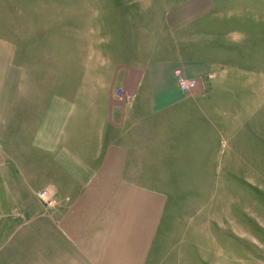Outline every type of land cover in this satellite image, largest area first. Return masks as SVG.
<instances>
[{
  "label": "crops",
  "instance_id": "crops-1",
  "mask_svg": "<svg viewBox=\"0 0 264 264\" xmlns=\"http://www.w3.org/2000/svg\"><path fill=\"white\" fill-rule=\"evenodd\" d=\"M218 3L169 2L167 28L206 18ZM124 17L114 21L120 31ZM96 35L80 36L88 45L73 60L85 63V85L72 94L26 83L23 45L0 36V173L17 166L26 173L29 154L43 168L35 179L21 173L0 186V264H169L159 241L171 201L163 175L215 172L209 163L229 172L254 141L263 149L256 122L241 118L239 94L213 84L209 57H187L174 45L140 58L122 32L116 56L114 35ZM180 78L194 85L183 90ZM45 188L52 206L35 196ZM215 218L224 221L220 209ZM194 232L204 234L200 226ZM199 264H207L202 256Z\"/></svg>",
  "mask_w": 264,
  "mask_h": 264
},
{
  "label": "rangeland",
  "instance_id": "rangeland-1",
  "mask_svg": "<svg viewBox=\"0 0 264 264\" xmlns=\"http://www.w3.org/2000/svg\"><path fill=\"white\" fill-rule=\"evenodd\" d=\"M172 1L179 4L182 0H0V36L13 35L23 45L26 83L34 87L42 82L65 94L74 93L79 84L85 85V63L73 60V54L84 52L88 45L82 39L78 44L83 33L87 38L93 32L101 35L98 41L104 40L103 32L114 35L110 42L116 56L120 32L128 50L140 58L178 45L187 57H209L217 76L213 84L232 87L239 94L241 118H251L256 122L255 132L264 134V0H219L211 15L175 32L167 28L165 20ZM95 6L96 13L84 10ZM121 17L127 28L122 31L114 22ZM58 23L63 27L60 30L55 29ZM116 64L113 58L112 68ZM261 144L262 150L254 141L247 159H236L237 168L229 172H217L215 164L209 163V170L215 172L163 175V186L171 193L159 240L166 263L199 264L202 256L207 264H264ZM28 157L32 161L24 165L28 171L24 173L22 166H17L1 172L0 186L22 178V174L29 179L39 177L43 169L39 156ZM41 190L36 191V197ZM219 209L224 221L217 225ZM199 226L204 230L201 237L194 232ZM213 230H222L217 232L218 238Z\"/></svg>",
  "mask_w": 264,
  "mask_h": 264
},
{
  "label": "built area",
  "instance_id": "built-area-1",
  "mask_svg": "<svg viewBox=\"0 0 264 264\" xmlns=\"http://www.w3.org/2000/svg\"><path fill=\"white\" fill-rule=\"evenodd\" d=\"M179 85L183 90H188L191 86L194 85V80L193 79H184L180 78L179 79ZM118 95H122V90L119 89L117 92ZM39 197L43 200V202L49 206H52L55 204V199L53 197V194L51 193L50 190L48 189H42L39 192Z\"/></svg>",
  "mask_w": 264,
  "mask_h": 264
}]
</instances>
